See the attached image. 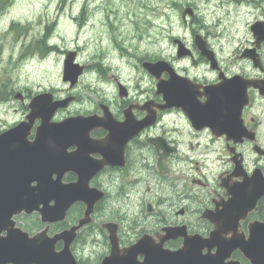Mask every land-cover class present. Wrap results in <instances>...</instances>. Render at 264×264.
I'll return each mask as SVG.
<instances>
[{
    "label": "clouds",
    "instance_id": "9594fccd",
    "mask_svg": "<svg viewBox=\"0 0 264 264\" xmlns=\"http://www.w3.org/2000/svg\"><path fill=\"white\" fill-rule=\"evenodd\" d=\"M258 24L264 25V0H0V136L30 125L25 139L35 143L44 117L30 119L32 105L43 96L58 105L48 117L55 125L106 116L124 124L129 110L140 123L150 110L154 114L124 140L120 162L88 152L103 162L86 181L98 193L91 204L77 198L54 220L44 218L42 201L31 210L21 207L0 229V238L6 240L10 229L28 240L43 234L54 241L56 254L67 248L74 264H105L113 253L109 225L115 226L121 256L145 236L163 250L180 251L185 235L172 238L168 229L211 240L217 225L205 213L223 211L233 198L224 181L243 184L257 171L264 177V38L257 35ZM66 62L74 70L67 78ZM161 63L167 68L158 75L146 66ZM173 75L201 93L195 97L201 104L207 103L210 86L236 78L257 82L244 88L238 113L243 132L236 137L211 124L198 126L183 106L169 105L159 86ZM87 135L107 142L111 129L97 124ZM47 144L59 151L51 138ZM79 150L77 143L64 148L69 155ZM237 163L243 174H234ZM80 179L72 168L51 173L63 186ZM38 184L33 179L29 187ZM56 204L55 198L48 200L49 207ZM256 222L264 224V194L237 219L234 231L221 235L248 241ZM65 232L73 233L70 241ZM218 251L219 245L204 246L201 255ZM135 260L145 264L146 256L138 252ZM3 264L16 261L3 258ZM223 264L255 261L236 246Z\"/></svg>",
    "mask_w": 264,
    "mask_h": 264
},
{
    "label": "water",
    "instance_id": "95a60500",
    "mask_svg": "<svg viewBox=\"0 0 264 264\" xmlns=\"http://www.w3.org/2000/svg\"><path fill=\"white\" fill-rule=\"evenodd\" d=\"M197 43L206 54L207 51L204 42L197 38ZM71 55V54H70ZM162 64V63H161ZM146 65L157 75L160 71V65ZM73 68L70 62H66V78L73 75ZM160 91L165 93L167 101L180 106L184 105L185 110L199 126L205 123L211 124L217 131H230V125L233 128L240 126L238 113L241 103H237L230 92L218 89L212 93L215 88L208 87L207 91L213 94L207 103L201 104L196 100V90L194 86L188 84L182 79H172L167 83L161 82ZM245 99V98H244ZM244 101V100H243ZM170 104V105H172ZM58 105L50 103L47 96L40 97L33 102V113L44 117V124L39 129V136L35 143H28L26 136L22 135L28 126L21 125L3 136H0V229L8 226L11 222L9 217L13 211L21 207H36L38 202H43L45 208L42 210L45 219L54 220L61 218L50 215L51 207L48 206V200L55 198L57 201L56 212L62 213L70 192L73 199L76 197L87 199L91 202L97 197L98 193L89 190L86 181L90 177H82L80 183L76 185L63 186L59 181L51 180L53 171L62 173L64 170L72 168L71 163L76 164L80 173L82 166L81 152L72 154L70 157L63 155L62 148L58 143L63 140L62 133H65L67 141L69 139L86 138V126L95 125L97 118H77L65 121L63 124L55 125L48 123V117ZM229 118V120H228ZM56 141L59 151L48 150V139ZM81 177V176H80ZM36 179L39 184L36 188L29 187L30 181ZM233 198L229 203L232 206L236 204L242 207V212L247 211V207L255 202L260 194H264V180L253 176L247 179L243 185H234L229 190ZM235 204V205H234ZM261 229L264 228L260 224ZM260 228L253 227L252 239L245 243L246 254L253 258L255 264H264V232H259ZM53 242L48 240L43 234L32 240H28L26 234L19 230L9 231V236L5 240L0 238V264H3V258H10L16 261V264H70L71 255L67 249L63 253L56 254L52 250Z\"/></svg>",
    "mask_w": 264,
    "mask_h": 264
},
{
    "label": "flooded vegetation",
    "instance_id": "af4514ba",
    "mask_svg": "<svg viewBox=\"0 0 264 264\" xmlns=\"http://www.w3.org/2000/svg\"><path fill=\"white\" fill-rule=\"evenodd\" d=\"M254 28L257 32L258 37L264 38V25L258 24L256 26H254ZM200 41H202V40H200ZM245 54L252 55V53H250V52H246ZM160 66H161L160 71L167 68V65H164V64H161ZM168 70L171 71L170 69H168ZM173 78L179 80V78L175 77L174 75H173ZM246 83H257V82H244V81L240 80L239 78H236L232 81H225L221 85L210 86V87L215 88L213 91H211L212 93H215V90H218V89L230 92L232 94L233 98L235 99V101L237 103H241V102H244L243 100H245L244 99L245 98L244 88L246 86ZM211 92L207 91V88H206L204 94H206L208 96V98H212L213 94ZM199 94H201V93L196 91V94H194V97L199 95ZM149 103H151V102H149ZM168 104L170 105L172 103H170V101H168ZM145 107H149V105H145ZM183 107H184V105H183ZM126 115H127L128 119H127V122L124 124L116 123L115 121H113L111 119L110 116H106V118L104 120L97 119V123L95 125L103 124L106 127H109L111 129V135L108 138L107 142H105V141H99V142L98 141H92L88 138L87 133H86L85 139H81L80 137H77V139L72 138V139H69L67 141L65 133H62L63 140H60L58 143L60 144V147L62 148L63 155H65L67 157H70L72 155V154L69 155V154L65 153L64 148L67 145L72 144V143H77L80 145V150L78 152L79 153L81 152L82 156L80 159H81V163L83 162L80 165V166H82V169L80 171L81 178L91 175L103 163V162H98V161H94V160L90 159L88 157V152L100 151V152L104 153L105 162H113V163L120 162V160H121V147H122L124 140L127 139L128 137H130L131 135H133L144 124L150 123L154 118V114L151 113V110H150L149 117L145 121L140 122V123H137L136 121H134L133 117L131 116L130 110L126 113ZM228 120H229V118H228ZM95 125L86 126L85 130L88 131L89 128H91ZM28 127H30V126H28ZM228 127L232 129L230 131L228 130V132L231 136L238 137L243 132V129L240 126L238 128H233L230 125H228ZM27 130H28V128L26 129V131L22 135L26 136ZM38 137H40L39 131H38ZM38 137H37V139H38ZM48 150L50 151L52 149H50L48 146ZM71 166H72V169H74V170L78 169V168L75 169L77 167L76 164L71 163ZM234 174H243L242 169L239 167V163H237L236 172ZM254 176H257V177L264 180V177H261L259 175L258 171ZM247 179H249V178L245 177V181ZM245 181H244V183H245ZM224 185L228 186V188L230 190L231 187H234V185H240V184H233V185L229 186L228 181L225 180ZM241 185H243V184H241ZM73 197H74L73 194L70 192V195H69L66 203L69 204L71 201L75 200V199H73ZM77 198L78 197H76V199ZM85 200L87 201V199H85ZM88 202H90V199ZM231 204L229 202L227 204H225L223 211L218 210L216 213H212L210 211H207L205 213V215L208 218H210L211 220H213L217 225V230L212 234L211 240L205 241L198 236L187 237L185 230L183 228L168 229L167 231L169 233V236H171L172 238H175V236L181 235V234L185 235V247L183 249H181L180 251L175 252V253L163 250L160 246L155 245L149 237L145 236L137 245L133 246L132 248L127 249L126 255L121 256L119 254V251L116 248V237L114 234L115 226L109 225L108 227H110L113 231V236H112L113 253H112V256L110 258L106 259L105 264H137V262L135 260V256L138 252H143L145 254V256H146L145 264H223V257L228 255L232 248H234L236 246H240L243 248L244 251H247L245 249V243L250 242L252 239V236H251L250 240L244 241L242 235L234 234V236L230 240H228V239H224V237L221 235V233L227 232L229 230L234 231L235 227H236L237 219L245 214L242 212V210H243L242 207H239L237 204L236 205L234 204L235 206H232ZM253 205H254V202L250 206L247 207V210L250 207H252ZM63 213L64 212L57 213L56 212V206L51 207L50 215H52V217H58L59 215H62ZM254 226H257V228H260L259 232H261V231L264 232V228L261 229L260 223H258V222L253 223L251 225V230H253ZM62 236L66 241H70L72 236H73V233L72 232H65L62 234ZM59 238H61V237L58 236L56 239H59ZM52 242L54 243V241H52ZM213 244L219 245V251L217 252V254L215 256H213L209 252V255L202 256L201 255V248H203L204 246H208L209 249H211V246ZM65 249H67V248H65ZM66 253H68L70 255L68 250ZM71 259H73V258H71ZM70 264H74V261L70 260Z\"/></svg>",
    "mask_w": 264,
    "mask_h": 264
}]
</instances>
